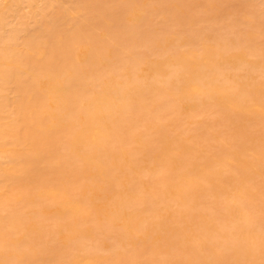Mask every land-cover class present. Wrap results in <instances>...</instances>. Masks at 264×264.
Segmentation results:
<instances>
[{"label": "rangeland", "instance_id": "1", "mask_svg": "<svg viewBox=\"0 0 264 264\" xmlns=\"http://www.w3.org/2000/svg\"><path fill=\"white\" fill-rule=\"evenodd\" d=\"M2 1L5 2L3 3ZM2 1L1 3H3L2 5L4 6L2 7L1 5V14L7 12V15L12 17L11 14L14 13V16L15 12L18 13V16L17 14L15 15L16 18L14 16L13 21L11 20L13 19L11 17L10 20L8 19V24L10 26L7 25V28H4V34L6 35L8 33L14 37L16 32L15 36L18 37H14V40L17 41H14L12 39L13 37L11 38V40L14 41H10L12 44L10 43L9 45V43H7V46H4L6 44H2V46H0V50L3 48L6 49L7 47L6 50L13 52L17 56L16 61V58H12L14 55L11 56V59H14V61L7 57L2 58V60L0 57V70L4 68L2 71H5L7 69L11 70V68H15V72H17L18 69V72L20 71V73H18V75H20L19 78L21 77V79H24L17 80L21 82V85H19L20 83L18 84L20 88L16 86L17 84H13L14 86L11 87H14L13 89L17 91L19 89L21 94L24 92L27 93L26 96H24V99H22V102L20 101L22 103L21 104L18 99L14 98L16 95H18L20 98L21 94L18 92L15 94L14 90L10 89L11 87H6L8 91L4 92L5 94H3L4 98L6 97L8 100V106L5 107L3 112L4 114L0 113L3 118L1 120L0 116L1 124H3L1 129L4 132L7 130L5 133H8V136L4 139L6 140L12 138L14 135L13 133H15L13 130L17 128L24 131V134L26 133L27 138L31 136L37 138L39 137L38 135L42 136L46 131L44 136H48L49 134L50 139L52 137H57L56 139H58L57 134H59V140L61 142L59 140L58 142L62 147L59 146V149L56 152L53 150V146L57 147V142L55 143V141H52L55 144L52 146L53 148L51 147L50 150L48 149V152L50 151V153L46 154L42 152L45 151L44 149H41L40 152V147L43 148V145L46 142L43 143V139H35L39 144L40 142L43 143L42 146L41 144L36 145L37 149L35 150L39 151L37 153H44V155H48L50 157H52L51 154H58L59 157L54 159L55 161L52 159V163L57 161L59 165V171H55V169H58V167H53L54 172L56 173L51 171V175L42 174L43 176H39V184H37L35 180L37 186L34 181L22 183L25 186H21V183L20 185H17V183L15 185V182L11 184L12 179L11 177H8L10 176V167L13 165L9 164L11 163L9 160L11 158L10 156L12 154L15 155L13 152L18 148L23 150V147L21 144L20 146L9 145L11 144V139V141L7 140L8 143H6L7 141L5 142V140H0L4 142L1 143V145L4 144L3 147L0 145V153H2V151L3 153H6L0 154V161H2V164L0 162V240H4L5 243H0V264H62L63 261L64 264L66 262V264H71L72 262L74 264H95L96 262V264H188V262L190 263V260L191 264H193L195 260L197 262L194 264H198V260L200 258V262H202V260H208L210 256L212 257L214 264H219L216 262L217 258H219V262L221 264L223 263L220 261L221 259H223L222 261L225 262L223 264H232L235 259H238L237 255H240L238 259L240 263L239 261L237 263V260H235L234 264H264V0H38V2L36 0L35 3L34 0H30V7L29 3H27L28 0H25L21 3V5H18L19 8L22 6L20 10L17 9L18 7L16 8V10L19 12L16 10H10L11 8H14L12 7L11 0H9L10 2L7 0ZM24 2L27 4V7L25 6L26 4H24ZM36 3H39L38 6ZM6 6H9L10 9L8 7L6 8ZM3 8L4 10L2 11ZM10 11L11 13H9ZM60 11L61 13L63 12V14H67L70 18L68 16L67 18L66 16H62L63 14H61ZM65 11H68L69 13H65ZM56 15L60 16L56 17ZM61 16L63 19L64 17L65 19H69L66 21V23L64 19L62 25L61 21L63 20H61ZM58 17L59 19H57ZM55 19H57V23L55 22ZM10 21L12 23H10ZM98 21L100 23H98ZM24 22L26 24H24ZM80 22L81 24L83 23V28ZM73 23H78L81 27L78 26V30L75 31V27L78 24L72 26L74 25ZM12 28L14 34L11 30ZM7 30L11 33L7 32ZM76 32L77 36L75 37L74 35H76ZM63 33H68L71 35L72 33H75L72 35L74 36L72 38H76V40L78 39L79 35V42L72 38V42H70V39H68L70 38L68 37L69 35L64 37L65 34ZM42 35L45 37L44 40ZM98 35H101V37ZM36 37L38 41L36 45L39 46L38 49H40V46H43L45 49L42 50L41 48L35 54L34 52L38 50L36 48L37 46H34L36 43ZM48 37L50 40H48ZM59 39L61 43L59 42ZM97 39H99V42H97ZM169 39L171 40L170 42ZM31 40L34 42V44L32 43V46L31 44L29 45ZM58 42L59 44H57ZM63 43L65 45H63ZM169 43L171 46L168 45ZM55 44L57 47H54ZM213 44L215 47L218 46L216 49L218 51L220 50L219 55H216L217 50L213 53L214 55L210 53L211 57L207 56V54L205 55L204 52L208 53L209 51L207 48ZM52 46L53 48L51 49ZM180 46L182 47L179 48ZM166 48L170 49L169 51H171V53H174H169V51H167L168 49ZM54 49L56 50L55 52L52 51ZM178 50L180 53L177 52L176 54L175 52ZM41 51L43 53H41ZM79 51L81 53H79ZM62 53L66 56V58L62 55ZM67 53L68 56L70 55L72 57L69 58L66 55ZM192 53L193 57L195 55L194 58H197L196 60L193 59L192 61ZM173 54L175 56L178 54L180 55L177 56L178 58H175L174 56L173 61ZM212 56L217 57L212 58ZM18 57H21V62L18 60ZM26 57L31 58L29 59L31 63L26 61ZM62 57L64 58L62 59ZM76 57L79 59L77 60ZM168 57L170 58L168 59ZM186 57L188 59L190 58L191 60L186 62L187 60H184ZM218 58H220V60ZM67 59H72V63L71 61L67 63ZM146 61L148 64H146ZM150 61L156 63L153 64ZM183 61L186 62V65L190 62L191 63L186 66L184 64L185 62ZM177 63L180 64L179 67ZM156 64L158 65L155 66ZM196 64L200 67V69ZM151 66H155V70H153ZM48 67H51L50 69L53 71L50 72L54 73L55 70H61L60 72L62 73L59 71L56 72L57 74L63 75L61 76L63 78L65 75H72L67 78L68 80L65 81H63L62 78V83L59 81L61 79L59 78L60 75H58V82H54L49 86L51 90L50 92H54L53 94H50L51 98L54 97L52 98L53 101L54 99L57 101V99L59 100V98L63 97L69 100L68 103L70 101L73 103L72 104L70 102L69 108L71 109L69 110L71 111L67 109L68 113L71 112V115H69L70 113L68 114L66 112V115L68 116H65L66 119L63 120L64 123L62 122L63 124H58L60 127L57 126L56 129L53 127L55 131H50L51 126H53L50 124L54 122L51 118L46 116L43 117L42 121H40V124L37 121L35 115L38 113L37 110L39 107L34 100V96H32L34 93V90L32 89L34 77H36L37 72H44V70L46 71V69H49ZM146 67L150 69H146ZM186 67L188 68L186 69ZM70 68H72V70ZM174 69H177V72ZM70 70L74 73H72ZM85 70L88 71L86 72ZM169 70L171 71L172 77L170 72H168ZM167 72L168 79L166 75H164V73ZM178 72L180 73L177 74ZM28 73L30 74L28 75ZM69 73L70 75H68ZM157 73H160V78L158 77ZM189 74H191V76ZM213 74L214 76H212ZM71 77L73 81L70 79ZM169 77L172 81L169 79ZM190 77H193L194 81L192 80L193 78L190 79ZM202 77L205 80L204 82ZM102 78H105L106 80L104 79L102 82ZM69 79L71 81H69ZM154 79L160 80H155L157 83L155 84ZM251 79L253 81H251ZM66 81L69 82L72 88L67 86L68 91L64 92L66 89L64 85H67L68 83L63 84V82L66 83ZM106 81L107 85L104 83ZM108 81L113 82L114 85L110 86V82L108 83ZM115 81L117 84L114 83ZM118 81H120V83L117 87ZM152 81L154 82V85ZM163 82L167 85H165ZM121 83H123V85H121L122 88L120 87ZM171 84L174 85V87ZM139 85L145 86L143 89L146 88V90H143V94L142 91H140L141 94H139L138 90L142 88V86L139 88ZM155 85L156 87L154 88ZM248 85L249 88H246ZM135 86L139 88L137 89L138 93L135 90ZM151 86L153 87L154 91ZM164 87H166L167 90ZM251 88L254 89L252 90ZM113 89H115V91H119L118 93L122 91L124 93L122 96L121 94L119 96V94H116ZM61 91L64 93L68 92L66 94L67 97H64V93L61 94ZM96 91H99V93L103 94L104 96H100V94ZM204 91L207 93L205 94ZM50 92H48V94ZM195 93L197 94L195 95ZM208 93L209 95H207ZM221 93L224 96L221 95ZM133 94L135 95L133 96ZM10 95L13 97L11 98ZM23 95L24 94H22V96ZM126 95H131V98L133 99H130V97H124ZM28 96H30V98L34 101L33 103L31 99H27L29 98ZM186 96L189 97L187 98ZM193 96L194 98H192ZM93 97L97 99L95 106L93 102L95 99H93ZM88 98H92L93 103L89 101ZM192 99L195 100L194 102H196L197 105L192 101ZM216 99L218 100L216 101ZM78 100L80 105L82 103L81 106L77 105ZM81 100H84V102H81ZM121 100L124 101V103H122L124 106L128 105L129 103V106H127L129 109L126 110V107L124 108V106L121 105ZM253 100L256 101L254 102ZM185 101H189V103L187 104ZM24 102L27 105L25 107H23L25 104ZM90 102L93 104V106H90L97 108L98 110L95 111V109L92 110V108L88 107ZM199 102L202 103V105ZM257 102H259V104ZM16 103L17 105L21 104V107H19L20 111L18 110V107L16 108ZM84 103H86V105L88 104V106L84 107ZM105 103L108 104L106 105ZM75 105L79 108H77ZM108 106H115L117 109H111L112 111L110 112ZM83 107L85 109H83ZM21 108L24 109L22 110ZM107 108L108 111H105ZM72 109L74 111H76L75 109L78 110L74 112ZM5 110H7V112ZM80 110H83V112L85 111L87 113L82 112L80 115ZM119 111L121 115L118 113ZM8 112H10L11 115ZM20 112L23 113V115H18ZM96 112L98 113L97 115ZM111 113H118L117 115L114 114L118 117L117 120L115 119L116 116L112 117V120L115 119V122H111L109 126L111 127L110 132L113 127L117 128L118 131H112L111 135L109 134L111 137H108L105 134L108 139L105 135H103V140L105 142H101L100 139L102 138L100 133H102L101 128L104 126V118L110 116ZM87 114L88 116H86ZM91 114L95 115L92 116L94 117L95 121H93ZM79 115H84L83 117L88 120V126L85 123L87 127L85 125H82L83 127L81 126ZM33 116H35L34 119ZM67 118H69V121ZM30 120H33V122ZM97 120H99V123ZM34 121L36 125H41V129L40 126L37 125L39 127L38 128L34 124ZM88 122L90 124L92 123V127L89 126L90 124ZM7 125L9 126L6 129ZM25 125H27V129H25ZM61 125H63V127ZM84 126L85 128L90 127L91 129L88 130L90 134L85 135L86 137L89 136L86 138L88 141L85 139V144L83 141H80L83 146H77H94L95 143L100 141L101 143H104L105 150L108 152V154H106L108 155L106 156L107 158H101L103 160H98V162L96 160L99 158L97 157V153H93L96 156L93 158L94 156L92 157L89 152V155L86 157V162H90V164L93 163L94 165L96 163V165H98L100 162H102L99 164V167L97 166L99 169L95 166L93 167L92 164V166H90V164L88 165L89 171L92 174L90 172L88 173L87 169H85L87 171L84 170V167L88 168L87 163L85 162V164L84 160H82V157L85 156L86 153L81 157V154L84 151L86 152V147L82 149L78 147L77 149L76 146H73L72 141L69 140L71 139L69 136L71 132H82ZM75 127H79V130H75ZM32 128L34 129L32 130ZM28 129L31 130V132L27 131ZM117 129L113 130L116 131ZM125 129L127 130L125 131ZM63 134H67L70 138L65 136V139ZM60 136L62 140L66 141V143L65 141L62 143ZM83 136L84 135L82 134V137ZM90 139L93 142L90 141ZM68 141L71 143H68ZM172 142L174 143L173 145ZM5 143L8 145L5 146ZM71 146L74 148L72 149ZM15 147L18 148L16 149ZM44 148L46 149L47 147L45 146ZM66 148H71L69 150L74 151L70 152L69 150H66ZM77 151H79V154L81 152L82 153L78 155L76 154ZM5 155H9V159L8 157H5ZM117 155L120 156L118 157ZM54 156L52 158H55ZM50 157L48 158L49 162ZM3 160L5 162H3ZM59 160H61V162ZM77 160L80 161L78 162ZM71 161L73 162L70 163ZM103 164H105V166ZM111 164H118V167L117 165L115 166ZM119 164L121 165L119 166ZM113 166L117 168L114 169ZM62 169L64 171H62ZM84 175L86 177H84ZM5 176H7V178ZM107 177L110 179H107ZM30 183L31 185L29 186ZM93 191L95 193L97 192V194L100 193L97 198ZM124 191L126 196H124ZM60 192L62 193L61 195ZM63 193L65 196H62ZM173 193L176 196H174ZM27 194H29L32 199H30L31 197L29 198ZM83 194L85 196H83ZM25 195H27L29 200L23 198ZM119 195L122 198H119ZM90 198H92V201H90ZM55 201L57 203L59 201V203L57 204ZM116 201L119 202H117L119 206ZM52 202H55V204L52 205ZM122 203H124V205H122ZM50 204L52 205L51 209L53 210H50ZM56 204L61 208H58ZM120 204L122 206H120ZM111 205H114V207L117 206L118 209L115 207L117 211L115 208H112L113 206ZM55 206L57 209H54ZM96 207L98 210H95L97 209ZM45 210L47 211L45 212ZM118 210H120L119 212L121 214L118 212ZM121 211H123V213ZM205 218H207L206 220L208 221L211 220V223L214 222L213 225H215V227L210 223L208 226H213H211L209 229L217 228L215 230L217 233L214 231L215 233L212 235L214 229L212 230V233L211 230L207 232L205 231L209 230L207 229V225V228L205 229V224L208 222L202 220ZM148 219L149 221L146 223ZM202 223H204L203 228L201 227ZM191 226L193 228H191ZM218 226H220L221 229ZM198 227H201L202 229L200 230ZM183 228H186V230ZM197 228L199 231L196 230ZM151 229L155 231H152ZM193 229L196 230L198 234ZM203 229L205 230L202 231ZM73 230H75L77 233L75 231L73 232ZM133 230L136 231V233ZM180 230L182 232L184 230V232L182 233ZM192 230L197 235H193L194 232ZM190 231L191 233H188ZM3 232L7 235V238L5 237L7 242L2 236L5 235ZM8 232L10 234H8ZM145 232L147 234H145ZM178 232L184 236L180 235ZM89 233L91 235H89ZM231 233L233 234L232 236ZM72 234L73 236L70 237ZM143 234V238L146 236L144 240L141 237ZM201 234L203 236H201ZM237 234L239 236H237ZM77 235L78 238H76ZM157 235L160 238L159 241ZM198 236L201 238L204 237L202 238L204 240L202 241V239L198 238ZM73 237H75L77 240L74 241L75 238ZM123 237H125V240H123ZM154 237L155 239L153 240ZM161 237L166 238L162 239ZM196 237L198 239H196ZM140 238L142 240H140ZM99 240L100 242H98ZM143 241L146 242L143 243ZM77 247L80 248L81 252ZM114 250L116 252H113ZM251 250L252 253H250ZM189 251L196 257L191 256ZM18 252H21L20 255L22 253L23 254L20 256ZM201 252L202 254H200L199 258L198 255ZM259 253H261V255ZM212 254L216 255L214 257L217 258H214ZM204 255H207L206 257L208 258H204ZM258 255L260 258H258ZM94 256L98 258V261H93L96 259H93ZM231 256L234 257V260L231 258ZM192 259L194 260L193 263ZM180 260L183 261L181 262ZM227 260H230V263H228ZM212 261L209 259L208 262H204L207 264H213Z\"/></svg>", "mask_w": 264, "mask_h": 264}, {"label": "bare ground", "instance_id": "2", "mask_svg": "<svg viewBox=\"0 0 264 264\" xmlns=\"http://www.w3.org/2000/svg\"><path fill=\"white\" fill-rule=\"evenodd\" d=\"M1 1H2V0H0V10H1V5L5 2V1H4V2L2 1L3 3H1ZM7 1H9V0H7ZM11 1H12V7H14V8H13V9H12V8L10 9V7H9V6L11 5L10 3H9L10 5H9V6H6V8L8 7L11 11H13V10L15 11L17 7H18L17 9H19V10H20V8H22V6H20V8H19L18 5H19V4L21 5V3H22L23 1H25V0H11ZM9 2H10V1H9ZM31 2H32V1H31ZM35 2H36V0H34V3H35ZM37 2H38V0H37ZM111 2H112V1H111ZM27 3H29V7H30V6H31V5H30V0H28ZM24 4H26V3L24 2ZM31 4H32V3H31ZM36 4H37V3H36ZM38 4H39V3H38ZM38 4H37V6H38ZM85 4H86V2H85ZM85 4H84V5H85ZM87 4H88V3H87ZM13 5H15V6H13ZM32 5H34V4H32ZM52 5H53V4H52ZM52 5H51V6H52ZM174 5H175V4H174ZM3 6H4V5H2V7H3ZM25 6L27 7V4H26ZM172 6H173V5H172ZM175 6H176V5H175ZM23 7H24V6H23ZM86 7H87V6H86ZM176 7H177V6H176ZM31 8H32V7H31ZM82 9H83V8H82ZM130 9H132V8H130ZM3 10H4V8L2 9V11H3ZM60 10H61V9H60ZM107 10H108V9H107ZM128 10H129V9H128ZM8 11H9V10H8ZM11 11H10L9 13H11ZM16 11H18V10H16ZM30 11H31V9H30ZM68 11H69V10H68ZM68 11H65V13L68 12ZM129 11H130V10H129ZM4 12H6V11H4ZM4 12H3V13H4ZM18 12H19V11H18ZM24 12H25V11H24ZM70 12H71V10H70ZM72 12H73V11H72ZM77 12H78V10H77ZM105 12H106V11H105ZM130 12H131V11H130ZM34 13H35V12H34ZM60 13H61V11H60ZM68 13H69V12H68ZM74 13H75V12H74ZM86 13H87V12H86ZM112 13H113V12H112ZM13 14H14V13H13ZM13 14H11V15H12V17H11V16H8V15H7V12L4 13V14H1V13H0V46H2V44H3V45L6 44V45H4V46H7V43H9V45H10V43H11L16 37H18V36H15V35H16V32H15V35H14L15 38H14L13 36L9 35L7 32H9V33H11V32L8 31V30H7V32H6L7 34H6V35L4 34V28H5L7 25L10 26V25L8 24V22H9L8 19L10 20V17H11V18H13V19H11V20L13 21V20H14V16H15L16 14H17V16H18V13H16V12H15V15H14V16H13ZM58 14H59V13H58ZM61 14H63V12H62ZM71 14H72V13H71ZM73 15H74V14H73ZM97 15H98V14H97ZM113 15H114V14H113ZM25 16H28V15H25ZM54 16H55V15H54ZM57 16H60V15H56V17H57ZM62 16H66V18H67L68 15H67V14H63ZM62 16H61V17H62ZM87 16H88V15H87ZM101 16H102V15H101ZM133 16H135V15H133ZM21 17H22V16H21ZM68 17H69V16H68ZM74 17H75V16H74ZM74 17H72V18H74ZM88 17H89V16H88ZM128 17H129V16H128ZM142 17H143V16H142ZM15 18H16V16H15ZM31 18H32V17H31ZM69 18H70V17H69ZM107 18H108V17H107ZM57 19H59V17H58ZM57 19H55L56 21H55V20H53V21H55V22L57 23ZM64 19H65V17H64ZM64 19H63V17L61 18V20H63V21L60 20V21H61V25H62V23L64 22ZM88 19H89V18H88ZM92 19H93V18H92ZM103 19H104V18H103ZM26 20H27V19H26ZM67 20H69V19H65V23H66ZM94 20H95V19H94ZM124 20H125V19H124ZM18 21H19V20H18ZM76 21H77V20H76ZM76 21H75V22H76ZM108 21H109V20H108ZM82 22H83V21H82ZM87 22H88V21H87ZM127 22H128V21H127ZM10 23H12V22L10 21ZM13 23H14V22H13ZM15 23H16V22H15ZM53 23H54V22H53ZM68 23H69V22H68ZM83 23H84V22H83ZM83 23H82V24H83ZM98 23H100V22L98 21ZM182 23H183V21H182ZM24 24H26V23L24 22ZM73 24H74V23H73ZM76 24H78V23H76ZM76 24H74V25H72V26H75ZM80 24H81V22H80ZM82 24H81V26H82ZM84 24H85V23H84ZM96 24H97V23H96ZM105 24H106V23H105ZM130 24H131V23H130ZM135 24H136V23H135ZM185 24H186V23H185ZM188 24H189V23H188ZM92 25H93V24H92ZM137 25H138V24H137ZM14 26H15V25H14ZM51 26H52V25H51ZM66 26H67V25H66ZM78 26H79V24L75 27L76 30H75V28H74L75 31L78 30ZM81 26H79V27H81ZM85 26H87V25H85ZM85 26H84V27H85ZM90 26H91V25H90ZM26 27H27V26H26ZM26 27H25V30H26ZM191 27H192V26H191ZM191 27H190V28H191ZM6 28H7V27H6ZM6 28H5V29H6ZM69 28H70V27H69ZM82 28H83V26H82ZM95 28H96V27H95ZM50 29H51V28H50ZM64 29H66V28H64ZM186 29H187V28H186ZM9 30H10V28H9ZM11 30H12V32H13V28H12ZM53 30H54V29H53ZM74 30H72V31H74ZM182 30H183V29H182ZM17 31H18V30H17ZM56 31H57V30H56ZM61 31H62V30H61ZM79 31H80V30H79ZM79 31H78V32H79ZM93 31H94V30H93ZM96 31H97V30H96ZM133 31H134V30H133ZM106 32H107V31H106ZM122 32H123V31H122ZM20 33H21V32H20ZM24 33H25V32H24ZM48 33H50V32H48ZM184 33H185V32H184ZM13 34H14V32H13ZM63 34H65V36L63 35L64 37H66L67 35H69L68 37H70V38H68V37H67V38L70 39V42H72V41H71V38H72V37H74V36L76 37V36H77V32H76V35H74L75 33H74V34L72 33V35H74V36H72L71 34H68V33H63ZM82 34H83V33H82ZM91 34H92V33H91ZM107 34H108V33H107ZM143 34H144V33H143ZM7 35H8V36H7ZM17 35H18V33H17ZM43 35H46V34H43ZM43 35H42V37H43V40H44L45 37H44ZM51 35H52V34H51ZM70 35H71V36H70ZM9 36H11V37H9ZM92 36H93V35H92ZM98 36H99V35H98ZM171 36H172V35H171ZM12 37H13V38H12ZM81 37H82V35H81ZM99 37H101V35H100ZM181 37H182V36H181ZM11 38H12L13 40H11ZM86 38H87V37H86ZM159 38H160V37H159ZM169 38H170V37H169ZM178 38H179V37H178ZM209 38H210V37H209ZM29 39H30V38H29ZM39 39H40V38H39ZM72 39H75V40H76V38H72ZM78 39H79V35H78ZM78 39H77L76 41H78ZM82 39H83V38H82ZM161 39H162V38H161ZM27 40H28V39H27ZM33 40H34V39H33ZM33 40L30 41L29 45L31 44V46H32V45L34 44ZM46 40H47V38H46ZM46 40H45V41H46ZM48 40H50L49 37H48ZM64 40H65V38H64ZM64 40H63V41H64ZM88 40H89V39H88ZM95 40H96V39H95ZM97 40H98L97 42H99V39H97ZM100 40H101V39H100ZM10 41H11V42H10ZM14 41H17V40H14ZM14 41H13V42H14ZM40 41H41V40H40ZM73 41H74V40H73ZM86 41H87V40H86ZM164 41H165V40H164ZM170 41H171V40L169 39V42H170ZM35 42H36V43H35L34 46H37V45H36V44L38 43V41H37V37L35 38ZM43 42H44V41H43ZM46 42H47V41H46ZM46 42H45V45H46ZM59 42L61 43L60 39H59ZM59 42H58L57 44H59ZM78 42H79V41H78ZM84 42H85V41H84ZM84 42H83V43H84ZM165 42H166V41H165ZM173 42H174V41H173ZM175 42H177V41H175ZM16 43H17V42H16ZM22 43H23V42H22ZM26 43H27V42H26ZM32 43H33V44H32ZM55 43H56V41H55ZM85 43H86V42H85ZM100 43H101V42H100ZM163 43H164V42H163ZM212 43H213V42H212ZM217 43H218V42H217ZM11 44H12V43H11ZM65 44H66V42H65ZM65 44L63 43V45H65ZM88 44H89V43H88ZM92 44H93V43H92ZM180 44H181V43H180ZM190 44H191V43H190ZM215 44H216V43H215ZM15 45H17V44H15ZM134 45H135V43H134ZM153 45H154V44H153ZM168 45H170V43H169ZM172 45H173V44H172ZM182 45H183V44H182ZM55 46H56V44L54 45V47H55ZM60 46H61V45H60ZM69 46H71V45H69ZM74 46H75V44H74ZM131 46H132V45H131ZM170 46H171V45H170ZM216 46H217V45H216ZM223 46H225V45H223ZM223 46H222V47H223ZM38 47H39V46H37L36 48L38 49ZM48 47H49V46H48ZM56 47H57V46H56ZM58 47H59V46H58ZM181 47H182V46H180L179 48H181ZM187 47H188V46H187ZM217 47H218V46H217ZM217 47H215V45L213 44V45H211V46H209V47L207 48V50L209 51L208 53H205V52H204L205 50H204L203 52H204L205 55L207 54V56H210V57H211V54H213V53L217 50V49H216ZM18 48H19V47H18ZM31 48H33V47H31ZM41 48H42V50L45 49V48H43V46H42V47L40 46V49H41ZM49 48H50V47H49ZM52 48H53V46L51 47V49H52ZM61 48H62V47H61ZM61 48H60V49H61ZM68 48H69V47H68ZM79 48H80V47H79ZM168 48H169V47H168ZM168 48H166V49H168ZM188 48H189V47H188ZM201 48H202V46H201ZM4 49H5V48H3V49L0 50V57H1V59H2V58H6V57L9 58V59H11V56H12V55H14V56H12V58L14 57V59L17 57L13 52H11V51L9 52V50H6L7 47H6L5 50H4ZM40 49L36 50L34 53L36 54L37 51H39ZM55 49H56V48H55ZM55 49L52 50V51L55 52V51L57 50V49H56V50H55ZM72 49L74 50L73 47H72ZM72 49H71V50H72ZM75 49H76V48H75ZM80 49H81V48H80ZM101 49H102V48H101ZM103 49H104V48H103ZM105 49H106V48H105ZM132 49H133V48H132ZM226 49H227V48H226ZM3 50H4V51H3ZM11 50H12V49H11ZM13 50H14V49H13ZM34 50H35V48H34ZM34 50H33V51H34ZM67 50H70V49H67ZM169 50H170V49H168L167 51H169ZM194 50H195V48H194ZM6 51H7V52H6ZM15 51H16V50H15ZM15 51H14V52H15ZM77 51H78V50H77ZM83 51H84V50H83ZM131 51H132V50H131ZM174 51H175V50H174ZM225 51H227V50H225ZM8 52H9V53H8ZM21 52H22V51H21ZM24 52H25V51H24ZM28 52H29V51H28ZM50 52H51V51H50ZM50 52H48V53H50ZM62 52H64V51H62ZM68 52H69V51H68ZM85 52H87V51H85ZM93 52H95V51H93ZM177 52L180 53L179 50L176 51L175 53L177 54ZM219 52H220V50H219V51L217 50V52H216V55H217V56L219 55ZM222 52H223V51H222ZM26 53H27V52H26ZM41 53H43V52L41 51ZM69 53H70V52H69ZM79 53H81V52L79 51ZM87 53H88V52H87ZM127 53H129V52H127ZM130 53H131V52H130ZM169 53H171V51H169ZM172 53H174V52H172ZM172 53H171V54H172ZM181 53H182V52H181ZM189 53H190V52H189ZM210 53H211V54H210ZM9 54H10V57H9ZM28 54H29V53H28ZM39 54H40V52H39ZM70 54H71V53H70ZM90 54H92V53H90ZM93 54H94V53H93ZM133 54H134V53H133ZM133 54H132V56H133ZM162 54H163V52H162ZM186 54H187V53H186ZM202 54H203V53H202ZM208 54H209V55H208ZM29 55H31V54H29ZM29 55H28V56H29ZM32 55H33V54H32ZM62 55H63V53H62ZM66 55L68 56V53H67ZM72 55H73V53H72ZM84 55H85V54H84ZM84 55H83V56H84ZM130 55H131V54H130ZM168 55H169V54H168ZM179 55H180V54H178L177 56H179ZM213 55H214V54H213ZM35 56H36V55H35ZM51 56H53V55H51ZM63 56L66 58L65 55H63ZM134 56H135V55H134ZM170 56H172V55H170ZM174 56H175V55L173 54V56H172V60H173V61H174V59H173ZM177 56H175V58H176ZM190 56H191V55H190ZM198 56H199V55H198ZM198 56H196V57H198ZM207 56H206V57H207ZM217 56H216V57H217ZM221 56H222V55H221ZM64 57H62V59H63ZM68 57L71 58L72 56L69 55ZM163 57H164V56H163ZM165 57H166V56H165ZM192 57H193V53H192ZM194 57H195V55H194ZM194 57L191 58L192 61H193V59H195V60L197 59V58H194ZM210 57H209V58H210ZM216 57H215V56H214V57L212 56V58H216ZM219 57H220V56H219ZM223 57H224V56H223ZM20 58H21V57H20ZM20 58L18 57V60H20ZM26 58H27V57H26ZM37 58H38V57H37ZM53 58H54V57H53ZM76 58H77V57H76ZM169 58H170V57H168V59H169ZM177 58H178V57H177ZM179 58H180V57H179ZM14 59H11V60L14 61ZM29 59H31V58H27L26 61H27V62L29 61V63H31V61H30ZM78 59H79V58H77V60H78ZM163 59H164V58H163ZM183 59H184V58H183ZM191 59H190V58L188 59V58L186 57V59H184V60H185V61L187 60L186 62H189L188 60H191ZM199 59H200V58H199ZM210 59H211V58H210ZM218 59L220 60V58H218ZM221 59H222V58H221ZM231 59H232V58H231ZM235 59H236V58H235ZM2 60H3V59H2ZM16 60H17V58L15 59V61H16ZM59 60H60V59H59ZM67 60H68V59H67ZM71 60H72V59L68 60L67 63H68L69 61H71ZM73 60H74V59H73ZM131 60H132V59H131ZM177 60H178V59H177ZM177 60H175V61H177ZM213 60H214V59H213ZM213 60H212V62H213ZM236 60H237V59H236ZM259 60H260V59H259ZM261 60H262V59H261ZM52 61H53V59H52ZM62 61H63V60H62ZM62 61H61V62H62ZM185 61H183V62H185ZM210 61H211V60H210ZM231 61H232V60H231ZM248 61H249V60H248ZM17 62H19V61H17ZM20 62H21V60H20ZM46 62H47V60H46ZM46 62H45V64H46ZM63 62H64V61H63ZM73 62H75V61H73ZM93 62H94V61H93ZM137 62H138V61H137ZM146 62H147V61H146ZM150 62H152V61H150ZM154 62H155V61H154ZM164 62H165V61H164ZM164 62H163V63H164ZM179 62H180V61H179ZM186 62L184 63L185 65H186ZM243 62H244V61H243ZM263 62H264V61H263ZM71 63H72V61H71ZM152 63H153V62H152ZM155 63H156V62H155ZM155 63H153V64H155ZM181 63H182V62H181ZM190 63H191V62H190ZM190 63H188L186 66H188ZM192 63H193V62H192ZM197 63H198V62H197ZM199 63H200V62H199ZM225 63H226V60H225ZM261 63H262V62H261ZM21 64H22V63H21ZM42 64H43V63H42ZM73 64H74V63H73ZM76 64H77V63H76ZM88 64H89V63H88ZM108 64H109V63H108ZM146 64H148V62H147ZM149 64H151V63H149ZM182 64H183V63H182ZM247 64H248V63H247ZM2 65H4V64H2ZM25 65H26V64H25ZM113 65H114V64H113ZM136 65H137V64H136ZM144 65H145V64H144ZM144 65H143V66H144ZM151 65H152V64H151ZM157 65H158V64H156L155 66H157ZM159 65H160V64H159ZM163 65H164V64H163ZM168 65H170V64H168ZM177 65H178V67H179L180 64L177 63ZM196 65H197V64H196ZM215 65H216V64H215ZM215 65H214V66H215ZM49 66H50V65H49ZM51 66H52V65H51ZM67 66H68V65H67ZM70 66H72V65H70ZM134 66H135V65H134ZM143 66H142V68H143ZM147 66H149V65H147ZM155 66H153V67L151 66V67L153 68V70H155V69H154ZM171 66H172V65H171ZM171 66H170V67H171ZM197 66H198V65H197ZM201 66H202V65H201ZM207 66H208V65H207ZM217 66H218V65H217ZM225 66H226V65H225ZM248 66H249V65H248ZM258 66H259V65H258ZM12 67H13V66H12ZM21 67H22V66H21ZM32 67H33V65H32ZM43 67H44V66H43ZM57 67H58V66H57ZM80 67H81V66H80ZM88 67H89V66H88ZM94 67H95V66H94ZM162 67H163V66H162ZM170 67H169V68H170ZM215 67H216V66H215ZM215 67H214V68H215ZM251 67H252V66H251ZM256 67H257V66H256ZM256 67H255V68H256ZM6 68H7V67H6ZM6 68H5V69H6ZM39 68H40V67H39ZM48 68H49V69H46V68H45L46 71L44 70V72H41V71H40L39 73L37 72V75H36V77H34L33 82L31 81V82H32V89L34 90V93H33L34 95L32 94V96H34V100H35V102L38 104L37 106L39 107V109L37 110L38 113L35 115L36 118H37V121L39 122V124L41 123L40 121H42L43 117L46 116V117H48V118H51V119L54 121V122L52 121L53 123H51V124L49 123L50 125H53V126H51V128L54 127V128L56 129L57 126H58V124H63V123H64L63 120L66 119L65 116H68V115H66V114L68 113L67 109H68V110L71 109V108H69V106H70V102L72 103V101H70V102L68 103L69 100H67L66 98H63V97H62L63 99H62V98H59V100L57 99V101L54 99V101H55V102H54L53 99H52V98H54V97H52V98L50 97V94H53V93H54L53 91H52V93L50 92V91H51L50 88H49L50 84H53L54 82H58V79H59V78L61 79V80H59V81L62 83V78H63V77H61V76H63V75H61V74H57V72H58L59 70H55V73H54V72H50V71H53V70L50 69L51 67H48ZM54 68H55V67H54ZM75 68H76V67H75ZM147 68H148V67H146V69H147ZM184 68H185V67H184ZM187 68H188V67H186V69H187ZM194 68H195V67H194ZM198 68L200 69L199 66H198ZM260 68H261V67H260ZM262 68H263V67H262ZM14 69H15V68H13V69L11 68V70H10V69H9V70L7 69V70H5V71H2V70H4V68H3V69L0 70V113H1V114L4 112L5 107L8 106V105H7V104H8V103H7L8 100L6 99V97L4 98V94H5L4 92L8 91V89H7L8 87L10 88L11 86H14L13 84H15V85L17 84L16 86H17L18 88H20V87L18 86V84L20 83L19 85H21V82H19V81H17V80H23V79H24V78L21 79V77L19 78L20 75H18V73H20V71L18 72V69H17V72H15L16 70H14ZM20 69H21V68H20ZM37 69H38V68H37ZM37 69H36V70H37ZM52 69H53V68H52ZM66 69H67V68H66ZM68 69H69V68H68ZM70 69L72 70V68H70ZM90 69H91V68H90ZM98 69H100V68H98ZM148 69H150V68H148ZM186 69H185V70H186ZM217 69H219V68H217ZM22 70H23V69H22ZM42 70H43V69H42ZM64 70H65V69H64ZM71 70H70V71H71ZM73 70H74V68H73ZM83 70H84V69H83ZM92 70H93V69H92ZM116 70H117V69H116ZM142 70H143V69H142ZM142 70H141V71H142ZM170 70H171V68H170ZM170 70H169L168 72H170V75H171V71H170ZM174 70H176V72H177V69H174ZM180 70H182V69H180ZM191 70H192V68H191ZM191 70H190V71H191ZM196 70H198V69H196ZM249 70H250V69H249ZM251 70H252V69H251ZM56 71H57V72H56ZM60 71H61V70H60ZM60 71H59V72H60ZM65 71H67V70H65ZM70 71H68V72H70ZM77 71H78V70H77ZM85 71L87 72L88 70H85ZM98 71H99V70H98ZM158 71H159V70H158ZM183 71H184V69H183ZM190 71H189V72H190ZM209 71H210V70H209ZM230 71H231V70H230ZM253 71H254V68H253ZM71 72H72V71H71ZM75 72H76V71H75ZM137 72H138V71H137ZM168 72H167V73H164V75H166V77L168 76ZM196 72H197V71H196ZM198 72H199V71H198ZM201 72H202V71H201ZM256 72H257V71H256ZM21 73H22V72H21ZM23 73H24V72H23ZM25 73H26V72H25ZM60 73H62V72H60ZM72 73H74V72H72ZM81 73H82V72H81ZM88 73H89V72H88ZM91 73H92V72H91ZM123 73H124V72H123ZM140 73H141V72H140ZM153 73H154V72H153ZM179 73H180V72H178L177 74H179ZM191 73H192V72H191ZM230 73H231V72H230ZM253 73H255V72H253ZM29 74H30V73H28V75H29ZM33 74H34V73H33ZM79 74H80V73H79ZM138 74H139V73H138ZM157 74H158V73H157ZM159 74H160V73H159ZM159 74H158V77H159ZM174 74H176V73H174ZM185 74H186V73H185ZM58 75H60L59 78L57 77ZM68 75H70V73H69ZM95 75H96V74H95ZM153 75H154V74H153ZM162 75H163V74H162ZM189 75L191 76V74H189ZM216 75H217V74H216ZM256 75H257V74H256ZM261 75H262V74H261ZM21 76H22V75H21ZM30 76H31V75H30ZM70 76H72V75H70ZM70 76H66V75H65L64 78H63V81L68 80L67 78L70 77ZM97 76H98V75H97ZM102 76H103V75H102ZM145 76H146V74H145ZM192 76H193V75H192ZM212 76H214V74H213ZM226 76H227V75H226ZM226 76H225V77H226ZM247 76H248V74H247ZM65 77H66V79H65ZM110 77H111V76H110ZM124 77H125V76H124ZM158 77H157V78H158ZM163 77H164V76H163ZM166 77H164V78H166ZM171 77H172V75H171ZM199 77H201V76H199ZM203 77H204V76H203ZM203 77H202V78H203ZM205 77H206V76H205ZM208 77H209V76H208ZM210 77H211V76H210ZM215 77H217V76H215ZM235 77H236V76H235ZM26 78H27V77H26ZM26 78H25V79H26ZM73 78H74V77H73ZM111 78H112V77H111ZM141 78H142V77H141ZM159 78H160V77H159ZM161 78H162V77H161ZM175 78H176V77H175ZM191 78H193V77H190V79H191ZM195 78H196V76H195ZM263 78H264V77H263ZM28 79H29V78H28ZM70 79L73 81L72 77H71ZM70 79H69V81H71ZM102 79H103V78H102ZM104 79H105V78H104ZM104 79L101 80V81L103 82ZM107 79H108V78H107ZM109 79H110V78H109ZM120 79H121V78H120ZM120 79H119V80H120ZM122 79H124V78H122ZM151 79H152V78H151ZM151 79H150V80H151ZM167 79H168V77H167ZM169 79H170V77H169ZM184 79H185V78H184ZM216 79H217V78H216ZM219 79H220V77H219ZM238 79H239V78H238ZM56 80H57V81H56ZM105 80H106V79H105ZM112 80H113V79H112ZM112 80H111V81H112ZM115 80H116V79H115ZM134 80H135V79H134ZM155 80L158 81V80H160V79H154V82H155ZM162 80H163V79H162ZM170 80H171V79H170ZM192 80L194 81V78H193ZM195 80H196V79H195ZM221 80H222V79H221ZM244 80H245V79H244ZM26 81H27V80H26ZM111 81H108V83L110 82L109 85H110V86H111V85L113 86L114 84H113V82H111ZM113 81H114V80H113ZM171 81H172V80H171ZM178 81H180V80H178ZM185 81H186V80H185ZM204 81H205V80H204V78H203V82H204ZM245 81H246V80H245ZM251 81H253V80L251 79ZM17 82H18V83H17ZM154 82L152 81L153 85H154ZM164 82H165V81H164ZM164 82H163V83H164ZM167 82H168V81H167ZM191 82H192V81H191ZM206 82H207V81H206ZM211 82H212V81H211ZM213 82H214V80H213ZM213 82H212V83H213ZM234 82H235V81H234ZM67 83H68V84H67ZM70 83H72V82H70ZM104 83H106V85H107V81L104 82ZM114 83H116V81H115ZM119 83H120V81H118V85H117V87L119 86ZM123 83H124V81H123ZM123 83L120 84V87H121V88H122L121 85H123ZM139 83H140V82H139ZM139 83H138V84H139ZM145 83H146V82H145ZM147 83H148V81H147ZM158 83H159V82H158ZM169 83H170V82H169ZM169 83H168V84H169ZM173 83H175V82H173ZM176 83H177V82H176ZM187 83H188V82H187ZM194 83H195V82H194ZM197 83H198V81H197ZM242 83H243V82H242ZM242 83H241V84H242ZM245 83H246V82H245ZM11 84H12V85H11ZM55 84H57V83H55ZM59 84H60V83H59ZM63 84H67V85H64V86L66 87V89L64 90V92H65V91H68L67 86H70L69 82H67V81H66V83L63 82ZM116 84H117V83H116ZM142 84H143V83H142ZM155 84H157V83L155 82ZM159 84H160V83H159ZM164 84H165V83H164ZM200 84H201V83H200ZM202 84H204V83H202ZM207 84H208V83H207ZM235 84H236V83H235ZM260 84H261V83H260ZM8 85H9V86H8ZM57 85H58V84H57ZM102 85H103V84H102ZM102 85H101V86H102ZM124 85H125V84H124ZM129 85H130V84H129ZM151 85H152V84H151ZM160 85H161V84H160ZM165 85H167V84H165ZM171 85H172V84H171ZM176 85H177V84H176ZM185 85H186V83H185ZM185 85H184V86H185ZM196 85H197V84H196ZM204 85H205V84H204ZM214 85H215V83H214ZM214 85H213V86H214ZM243 85H244V84H243ZM253 85H254V84H253ZM253 85H252V86H253ZM16 86H15V88H16ZM115 86H116V85H115ZM115 86H114V87H115ZM141 86H142V88H141ZM141 86L139 85V88H141L140 90H138V91H139V94H141L140 91H142V94H143V90H144V89L146 90V88L143 89V87H145V86H143V85H141ZM161 86H162V85H161ZM172 86L174 87V85H172ZM179 86H180V85H179ZM182 86H183V85H182ZM186 86H187V85H186ZM188 86H189V84H188ZM197 86H198V85H197ZM235 86H236V85H235ZM240 86H241V85H240ZM250 86H251V84H250ZM6 87H7V88H6ZM70 87H71V86H70ZM107 87H108V86H107ZM135 87H136L135 90H136V92H137V89H139V88H138L137 86H135ZM135 87H134V88H135ZM151 87H152V86H151ZM155 87H156V85L154 86V88H155ZM157 87H158V86H157ZM209 87H210V86H209ZM231 87H232V86H231ZM237 87H238V86H237ZM13 88H14V87H13ZM13 88L11 87L10 89L12 90ZM71 88H72V87H71ZM71 88H70V89H71ZM74 88H75V87H74ZM108 88H109V87H108ZM112 88H113V87H112ZM123 88H124V86H123ZM125 88H127V87H125ZM159 88H160V86H159ZM164 88L166 89V87H164ZM175 88H176V86H175ZM210 88H211V87H210ZM246 88H249V85H248V87H246ZM255 88H257V87H255ZM75 89H77V88H75ZM127 89H128V88H127ZM152 89H153V87H152ZM161 89H162V88H161ZM199 89H200V88H199ZM202 89H203V88H202ZM251 89L253 90L254 88H251ZM257 89H258V88H257ZM259 89H260V88H259ZM11 90H10V91H11ZM13 90H14V93H15V94H17V92H18L19 94H21V91H20L19 89H18V91L15 90V89H13ZM22 90H23V89H22ZM52 90H54V89H52ZM71 90H72V89H71ZM113 90L115 91V89H113ZM135 90H134V91H135ZM155 90H156V89H155ZM166 90H167V89H166ZM187 90H188V88H187ZM59 91H60V90H59ZM79 91H80V90H79ZM109 91H110V90H109ZM153 91H154V89H153ZM157 91L159 92L158 89H157ZM162 91H163V90H162ZM179 91H181V90H179ZM213 91H214V90H213ZM215 91H216V90H215ZM235 91H236V90H235ZM31 92H32V91H31ZM31 92H29V93H31ZM48 92H50V93L48 94ZM61 92H62V91H61ZM64 92H62L61 94H63ZM93 92H94V91H93ZM96 92L99 93V91H96ZM118 92H119V91H117V90L115 91L116 94H117ZM136 92H134V93H136ZM146 92H147V91H146ZM155 92H156V91H155ZM186 92H187V91H186ZM208 92H209V90H208ZM221 92H222V91H221ZM223 92H224V91H223ZM225 92H227V91H225ZM237 92H238V91H237ZM3 93H4V94H3ZM67 93H68V92H67ZM67 93H64L63 96H64V97H67V96H66ZM94 93H95V92H94ZM123 93H124V92L122 91V92H120V93H118V94H119V96H120V94H121V96H122ZM137 93H138V92H137ZM160 93H161V91H160ZM198 93H199V92H198ZM204 93L206 94L207 92L204 91ZM233 93H234V91H233ZM246 93H247V92H246ZM1 94H3V95H1ZM22 94H24V95L22 96ZM22 94H21V97H20V98L18 97V95H16L14 98H15V99H18L19 102H20V101L22 102V99H24V96H26L27 93L24 92V93H22ZM56 94H57V93H56ZM69 94H70V93H69ZM99 94H100V93H99ZM150 94H151V93H150ZM196 94H197V93H195V95H196ZM202 94H203V93H202ZM227 94H228V93H227ZM239 94H240V93H239ZM252 94H253V93H252ZM258 94H259V93H258ZM71 95H72V94H71ZM101 95H103V94H100V96H101ZM134 95H135V94H133V96H134ZM207 95H209V93H208ZM221 95H223V94L221 93ZM10 96H11V95H10ZM30 96H31V95H30ZM30 96H28V97H29V98H27L28 100L31 99ZM94 96H95V95H94ZM103 96H104V95H103ZM115 96H116V95H115ZM197 96H198V95H197ZM201 96H202V95H201ZM204 96H206V95H204ZM213 96H214V94H213ZM223 96H224V95H223ZM253 96H254V95H253ZM12 97H13V96H11V98H12ZM124 97H126V98H127V97L129 98V97H130V99H133V98H131V95H130V96L126 95V96H124ZM176 97H177V96H176ZM178 97H179V95H178ZM181 97H182V96H181ZM186 97H187V96H186ZM188 97H189V96H188ZM188 97H187V98H188ZM198 97H199V96H198ZM202 97H203V96H202ZM211 97H212V95H211ZM9 98H10V97H9ZM72 98H73V97H72ZM86 98H87V97H86ZM142 98H143V97H142ZM190 98H191V97H190ZM192 98H194V96H193ZM200 98H201V97H200ZM203 98H204V97H203ZM203 98H202V99H203ZM206 98H208V97H206ZM209 98H210V96H209ZM215 98H217V97H215ZM224 98H225V97H224ZM231 98H232V97H231ZM20 99H21V100H20ZM93 99H95V98L93 97ZM93 99H92V98H90V99L88 98V100L91 101V102L93 101ZM101 99H102V98H101ZM130 99H129V100H130ZM181 99H182V98H181ZM198 99H199V98H198ZM232 99H233V98H232ZM28 100H27V101H28ZM31 100H32V99H31ZM96 100H97V99H95V100L93 101V102H94V106H95V104L97 103ZM107 100H109V99H107ZM116 100H117V99H116ZM123 100H125V99H123ZM123 100L120 101V103H121L122 106H124V105L122 104V103H124ZM137 100H138V99H137ZM190 100H191V99H190ZM217 100H218V99H216V101H217ZM236 100H237V99H236ZM13 101H14V100H13ZM82 101L84 102V100H81V102H82ZM122 101H123V102H122ZM182 101H183V100H182ZM192 101L194 102L195 100L192 99ZM211 101H212V100H211ZM253 101H254V100H253ZM255 101H256V100H255ZM255 101H254V102H255ZM21 102H20V103H21ZM25 102H26V101H25ZM25 102H24V103H25ZM33 102H34V101L32 100V103H33ZM73 102H74V101H73ZM91 102L89 103V106H88V104L86 105V103H84V104H85L84 107L88 106V107L92 108V110H94V109H95V111L98 110L97 108H93V107H92L93 104H91ZM93 102H92V103H93ZM98 102H99V101H98ZM118 102H119V101H118ZM139 102H140V101H139ZM172 102H173V101H172ZM174 102H175V101H174ZM185 102H187V101H185ZM185 102H184V104H185ZM203 102H204V101H203ZM259 102H260V101H259ZM259 102H257V103L259 104ZM24 103H23V104H24ZM77 103H78L77 105L79 106V105H80L79 100H78ZM136 103H137V102H136ZM136 103H135V104H136ZM176 103H177V102H176ZM178 103H179V102H178ZM188 103H189V101L187 102V104H188ZM194 103H196V102H194ZM199 103H200V102H199ZM210 103H211V102H210ZM237 103H238V102H237ZM18 104H19V103H18ZM21 104H22V103H21ZM21 104H20V105H17V103L15 104V105H16V108L18 107V110H19V111H20V108H19V107H21ZM28 104H29V103H28ZM34 104H35V103H34ZM72 104H73V103H72ZM72 104H71V105H72ZM100 104H101V103H100ZM105 104L107 105L108 103H105ZM117 104H118V103H117ZM126 104H127V102H126ZM184 104H183V105H184ZM200 104L202 105V103H200ZM205 104H206V103H205ZM81 105H82V103H81ZM81 105H80V106H81ZM90 105H92V106H90ZM171 105H172V104H171ZM174 105H175V104H174ZM180 105H181V104H180ZM194 105H195V104H194ZM196 105H197V103H196ZM25 106H27L26 103L24 104L23 107H25ZM30 106H31V105H30ZM75 106H76V105H75ZM78 106H76V107L79 108ZM96 106H97V105H96ZM127 106H129V103H128V105L124 106V108L126 107V110L129 109V108H127ZM11 107H12V106H11ZM13 107H14V106H13ZM84 107H83V109H85ZM104 107H106V106H104ZM108 107H109V106H108ZM114 107H115V106H113V107H109V111L111 112V111H112L111 109H114V110L117 109V108H116L117 105H116L115 108H114ZM142 107H143V106H142ZM175 107H176V106H175ZM179 107H180V106H179ZM8 108H9V107H8ZM26 108H27V107H26ZM32 108H33V106H32ZM80 108H81V107H80ZM100 108H101V107H100ZM120 108H121V107H120ZM198 108H199V107H198ZM11 109H12V108H11ZM21 109L23 110L24 108H21ZM29 109H30V107H29ZM104 109H105V108H104ZM122 109H123V107H122ZM122 109H119V110H122ZM2 110H3V111H2ZM12 110H13V109H12ZM33 110H36V109H33ZM72 110H73V109H72ZM75 110L77 111L78 109H75ZM102 110H103V109H102ZM146 110H147V109H146ZM151 110H152V109H151ZM175 110L178 111L177 109H175ZM257 110H258V109H257ZM5 111L7 112V110H5ZM16 111H17V110H16ZM69 111H71V110H69ZM73 111H74V110H73ZM76 111H74V112H76ZM86 111H87V108H86ZM105 111H108V108H107V110H105ZM124 111H125V110H124ZM147 111H148V110H147ZM184 111H185V110H184ZM12 112H13V111H12ZM66 112H67V113H66ZM78 112H79V111H78ZM82 112H83V110H80L79 114L81 115ZM84 112H85V111H84ZM84 112H83V113H84ZM100 112H101V111H100ZM113 112H114V111H113ZM128 112H129V111H128ZM149 112H150V111H149ZM152 112H153V111H152ZM154 112H155V111H154ZM8 113H10V112H8ZM69 113H70V114H69ZM69 113H68V114L71 115V112H69ZM85 113H87V112H85ZM92 113H93V112H92ZM108 113H109V112H108ZM118 113H120V111H119ZM118 113H117V114H118ZM182 113H183V112H182ZM1 114H0V116H1ZM3 114H4V113H3ZM20 114L23 115V113H21V112L18 113V115H20ZM34 114H35V113H34ZM97 114H98V113L96 112V115H97ZM112 114H113V115H112ZM114 114H116V113H111L110 116H107V117L104 118V121H103V122H104V123H103V125H104L103 127H104V128H103V127H102L103 129L101 128L102 133H100V134H101V138H102V139H100L101 142H105V141L103 140V135L106 134L108 137H111V136H109V134L111 135L112 131H113V132H117V131H118L117 128H114V127H113V128L111 129V132H110V128H111V127H109V126H110L111 122L114 121L115 119L117 120V117H118V116H116L117 114H116V115H114ZM149 114H150V113H149ZM152 114H154V113H152ZM186 114H187V113H186ZM10 115H11V113H10ZM10 115H9V116H10ZM29 115H30V114H29ZM76 115H77V114H76ZM80 115H79V119H80L81 126H82V125H85V123H86V125H87V121H88V120H86V118L83 117L84 115H83V116H80ZM120 115H121V113H120ZM183 115H184V114H183ZM30 116H32V115H30ZM35 116H33V119H34ZM86 116H88V114H87ZM89 116H90V115H89ZM92 116H95V115H94V114H91V117H92ZM113 116H116V117H115V119L112 120V117H113ZM155 116H156V115H155ZM3 117H4V116H3ZM13 117H14V116H13ZM24 117H25V116H24ZM72 117H73V116H72ZM72 117H70V118H72ZM76 117H77V116H76ZM96 117H97V116H96ZM133 117H134V116H133ZM25 118H26V117H25ZM30 118H31V117H30ZM73 118H74V117H73ZM92 118H93V121H95V120H94V117H92ZM92 118H90V119H92ZM2 119H3V118H2V116H1V120H2ZM26 119H27V118H26ZM67 119H68V121H69V118H67ZM127 119H128V118H127ZM15 120H16V118H15ZM49 120H50V119H49ZM101 120H102V119H101ZM8 121H9V120H8ZM13 121H14V120H13ZM13 121H12V122H13ZM30 121L33 122V120H30ZM73 121H74V120H73ZM73 121H72V122H73ZM90 121H91V120H90ZM90 121H89V122H90ZM97 121H98V123H99V120H97ZM136 121H137V120H136ZM6 122H7V121H6ZM49 122H50V121H49ZM62 122H63V123H62ZM89 122H88V123H89ZM91 122H92V121H91ZM114 122H115V121H114ZM119 122H120V121H119ZM132 122H133V120H132ZM4 123H5V122H4ZM9 123H10V122H9ZM17 123H18V122H17ZM21 123H22V121H21ZM43 123H44V122H43ZM78 123H79V122H78ZM93 123L96 124L95 122H93ZM28 124H29V123H28ZM34 124H35V121H34ZM45 124H46V123H45ZM71 124H73V123H71ZM89 124H90V123H89ZM91 124H92V123H91ZM91 124L89 125L90 127H92ZM94 124H93V125H94ZM114 124H115V123H114ZM0 125H1V126H0V132H1V134H0V140H3V141H4V140H5L4 138L8 136V135H7L8 133H5V132L7 131L6 129H7V127H8L9 125L6 126V129H5L6 131H5V132L2 131V129H1V127H3V126H2L3 124H1V121H0ZM30 125H31V123H30ZM30 125H29V126H30ZM35 125H36V124H35ZM37 125H38V124H37ZM37 125H36V126H37ZM73 125H75V124H73ZM73 125H71V126H73ZM86 125H85V126H86ZM4 126H5V125H4ZM19 126H20V124H19ZM25 126H26L25 129H27V125H25ZM25 126H24V127H25ZM29 126H28V127H29ZM32 126H33V125H32ZM38 126H40V129H41V125H38ZM38 126H37V127H38ZM61 126L63 127V125H61ZM66 126H67V125H66ZM77 126H79V125H77ZM81 126H80V127H81ZM85 126H84V129L82 130V132H81V131H80V132L78 131L79 133H77V131H75V130H77L79 127H78V128L75 127L76 129H75L74 131H75L76 133L73 132V133H74V134H73V133L71 132V133L69 134V136L71 137V139H69L70 137H69L67 134H66V135L63 134V135H64L63 137H64L65 139H66L65 136L69 137V138H67V139H69L70 141H72L73 146H76L77 149H78V147L81 148V149L84 148V147H86V149H85L86 152L84 151L83 153L81 152L82 154L80 153V154H81V157H82L83 154L86 153V155L83 156L84 158L82 157V160H84V163L87 161V160H86V157L89 155V152H90V154L92 155V157L94 156L93 158L96 157L93 153H95V154L97 153V157H99V158L96 159L97 162H98V160H99V161H100V160H103V159H101V158H105L106 156H108V155H106V154H108V152H107V150H105L104 143H101L100 141H98V138H97V141H98V142L95 143L94 146H93V145H92V146L84 145V147L77 146V145H81V146H83V144H82L80 141H83V143H84V141H86V140L88 141V139H86V138H88L89 136L86 137L85 135H86V134H88V135L90 134L89 131H88V130L90 129V127H89V128H85ZM87 126H88V125H87ZM87 126H86V127H87ZM95 126H96V125H95ZM101 126H102V125H101ZM119 126H121V125H119ZM127 126H128V125H127ZM158 126H160V125H158ZM58 127H60V126H58ZM82 127H83V126H82ZM115 127H116V125H115ZM38 128H39V127H38ZM49 128H50V127H49ZM51 128H50V131H51V130H54V128H53V129H51ZM68 128H71V127H68ZM97 128H99V127H97ZM30 129H31V127H30ZM33 129H34V128H32V130H33ZM60 129H61V128H60ZM66 129H67V128H66ZM113 129H117V130L114 131ZM123 129H124V128H123ZM3 130H4V128H3ZM72 130H73V129H72ZM78 130H79V129H78ZM90 130H91V129H90ZM126 130H127V129H125V131H126ZM159 130H160V129H159ZM8 131H9V130H8ZM10 131H11V129H10ZM13 131H15V133H13V134H14L13 137H12V136H9V137H12V138H10L12 141H11L10 139H6L5 142H6L7 140H10L11 142H10V141H9V142H10L11 144H9V145H19V146H20V144H21L22 147H23V148H22V147H21V148H22L23 150H21L20 148H18V147H19V146H18V147H15V148H16V149L18 148L19 150L17 149L16 151H14L13 153H14L15 155L12 154V155L10 156V157H11L10 159H9V155H10L9 153H8L9 155H5V157H8V159H9L10 162H11V163H9V164H13V165L10 167V170H9V171H10V172H9L10 176L8 175V176H9L8 178L11 177V179H12V180L10 179V180L12 181L11 184H13V182H15V185H16V183H17V185H18V184L20 185V183H21V184H22V183H29V182H33V181H34V183H35V180H36V183L39 184V181H38V177H39V176L41 177V176H43V175H49V174L51 173V171L54 172V168H56V167H58V169H55V171H56V170L59 171V165H58L57 161H56L55 163L53 162L54 164L52 163V159L54 160V159H56V158L59 157L58 154H57V153L51 154L52 157H53L54 155H56L57 157L54 156L55 158H52V157H50V156H48V155H44V153H46V154L50 153V151L48 152V149L50 150V148H51L56 142H57V143H56V146H57L58 148L55 147V146H53V147H54V148L52 147L53 150H55V151L57 152V150L59 149V146L62 147L61 145H59V142H58V140H59V134H57V135H58V139H56V138H57L56 136H54V137H56V138H53V137H52L53 139H52V138L50 139L49 134H48V136H47V135L44 136V134H46V131L44 132V131L42 130V131L44 132V134H43L42 136L38 135L39 137L36 136V137L38 138V139H37V138H34V136H31V137L28 136L29 138H27L26 133L24 134V131L20 130L19 128L14 129ZM27 131H30V132H31V130H29V129H28ZM35 131H36V130H35ZM42 131H41V134H42ZM54 131H55V130H54ZM56 131H57V130H56ZM11 132H12V131H11ZM109 132H110V133H109ZM120 132H121V131H120ZM121 133H122V132H121ZM33 134H34V133H33ZM38 134H39V133H38ZM82 134H83L85 137H84V136L82 137ZM100 134H99V135H100ZM118 134H119V133H118ZM122 134H123V133H122ZM34 135H35V134H34ZM36 135H37V134H36ZM106 135H105V136H106ZM43 136H44V137H43ZM51 136H52V135H51ZM96 136H97V135H96ZM107 136H106V137H107ZM116 136H117V135H116ZM126 136H127V135H126ZM9 137H8V138H9ZM41 137H43V138H41ZM108 137H107V139H108ZM131 137H132V136H131ZM166 137H167V136H166ZM80 138H81V139H80ZM82 138H83V139H82ZM99 138H100V137H99ZM170 138H171V137H170ZM35 139H36V140H39V139L42 140V139H43V140H42L43 143L46 142V143L43 145V148L40 147V152H41V149H44L46 152H45V151H42V152H44V153H41V154H40V153H37V152H39V151H38V150H35V149H37L36 145L39 144V143H38V141H36ZM54 139H56V140H54ZM60 139H61V136H60ZM85 139H86V140H85ZM188 139H189V138H188ZM41 140H40V141H41ZM61 140H62V139H61ZM102 140H103V141H102ZM128 140H129V139H128ZM3 141H0V145H1V143H4ZM35 141H36V142H35ZM50 141H51V142H50ZM52 141H53V142L55 141V143H53ZM59 141H60V140H59ZM64 141H65V140H62V143H63ZM70 141H68V143H69ZM90 141H92V140L90 139ZM123 141H124V140H123ZM169 141H170V140H169ZM176 141H177V140H176ZM60 142H61V141H60ZM92 142H93V141H92ZM128 142H129V141H128ZM174 142H175V141H174ZM178 142H179V140H178ZM180 142H181V141H180ZM6 143H8V141H7ZM6 143H5V146L8 145V144L6 145ZM43 143L40 142L41 146H42ZM51 143H53V144H51ZM65 143H66V141H65ZM68 143H67V144H68ZM70 143H71V142H70ZM74 143H75L76 145H75ZM78 143H79V144H78ZM80 143H81V144H80ZM114 143H115V142H114ZM117 143H118V141H117ZM119 143H120V142H119ZM121 143H122V142H121ZM40 144H39V145H40ZM72 144H71V145H72ZM84 144H85V143H84ZM86 144H87V142H86ZM126 144H127V143H126ZM173 144H174V143L172 142V145H173ZM3 145H4V144H2L1 147H3ZM39 145H38V146H39ZM120 145H121V144H120ZM129 145H130V144H129ZM172 145H171V146H172ZM176 145H177V144H176ZM176 145H175V147H176ZM5 146H4V147H5ZM45 146L47 147L46 149L44 148ZM122 146H123V145H122ZM35 147H36V148H35ZM71 147H72V146H71ZM123 147H124V146H123ZM38 148H39V147H38ZM73 148H74V147H72V149H73ZM165 148H166V147H165ZM172 148H173V146H172ZM12 149H13V148H12ZM69 149H71V148H69ZM69 149L66 148V150H69ZM77 149H76V150H77ZM7 150H8V149H7ZM13 150H14V149H13ZM87 150H88V151H87ZM101 150H103V151H101ZM115 150H116V149H115ZM115 150H114V151H115ZM124 150H125V149H124ZM4 151H5V150H4ZM69 151L72 152V151H74V150H72V151L69 150ZM169 151H170V150H169ZM172 151H173V150H172ZM0 152H1V151H0ZM78 152H79V151H77L76 154L80 155ZM126 152H128V151H126ZM4 153H5V152H4ZM4 153H3V151H2V153H0V154H4ZM5 154H6V153H5ZM168 154H169V153H168ZM127 155H128V154H127ZM166 155H167V154H166ZM1 156H2V155H1ZM12 156H13V157H12ZM47 156H48V157H47ZM117 156H118V155H117ZM119 156H120V155H119ZM119 156H118V157H119ZM5 157H4V159H5ZM49 157H50V162H49V160H48ZM77 157H78V156H77ZM114 157H115V156H114ZM114 157H113V158H114ZM168 157H170V156H168ZM2 158H3V157H2ZM78 158H80V157H78ZM106 158H107V157H106ZM115 158H116V157H115ZM80 159H81V158H80ZM119 159H120V158H119ZM241 159H242V158H241ZM241 159H239V160H241ZM57 160H58V159H57ZM72 160H73V159H72ZM106 160H108V159H106ZM54 161H55V160H54ZM59 161L61 162V160H59ZM73 161H74V160H73ZM73 161H71L70 163H72ZM77 161H78V160H77ZM77 161H76V162H77ZM79 161H80V160H79ZM79 161H78V162H79ZM171 161H172V160H171ZM0 162H1V164H2V161H0ZM3 162H5V161L3 160ZM91 162H92V161H91ZM240 162H242V161H240ZM6 163H7V162H6ZM81 163H82V162H81ZM86 163H87V167H88V165L90 164V162H86ZM86 163H85V164H86ZM101 163H102V162H100L99 164H101ZM112 163H113V162H112ZM242 163H243V162H242ZM245 163H246V161H245ZM245 163H244V164H245ZM62 164H63V161H62ZM91 164L93 165V167H94V166H95L96 168L99 167V164L96 165L97 163H96L95 165H94L93 163H91ZM91 164H90V166H92ZM103 165L105 166V164H103ZM111 165H115V164H111ZM116 165H117V167H118V164H116ZM116 165H115V166H116ZM120 165H121V164H119V166H120ZM38 166H41V167H38ZM61 166H63V165H61ZM61 166H60V167H61ZM64 166H65V165H64ZM84 166H86V165H84ZM97 166H98V167H97ZM100 166H102V165H100ZM115 166H113L114 169L117 168V167L115 168ZM53 167H54V168H53ZM80 169H81V168H80ZM85 169L88 170V173L90 172V171H89V167H88V168L84 167V170H85ZM91 169H92V168H91ZM91 169H90V170H91ZM98 169H99V168H98ZM114 169H113V171H114ZM64 170H65V168H64ZM64 170L62 169V171H64ZM87 170H85V171H87ZM85 171H84V172H85ZM60 172H61V170H60ZM92 172H94V171H92ZM54 173H56V172H54ZM54 173H53V175H54ZM86 173H87V172H86ZM90 173H91V172H90ZM42 174H43V175H42ZM91 174H92V173H91ZM3 175H4V174H3ZM50 175H51V174H50ZM57 175H58V174H57ZM81 175H82V174H81ZM89 175H90V174H89ZM54 176H55V175H54ZM58 176H59V175H58ZM5 177L7 178V176H5ZM44 177H45V176H44ZM46 177H49V176H46ZM50 177H51V176H50ZM84 177H86V176L84 175ZM84 177H83V178H84ZM87 178H88V177H87ZM90 178H91V177H90ZM52 179H53V178H52ZM107 179H110V178L107 177ZM114 179H115V177H114ZM114 179H113V180H114ZM43 180H44V179H43ZM57 180H58V179H57ZM116 181H117V180H116ZM18 182H19V183H18ZM110 182H111V181H110ZM7 183H8V182H7ZM36 183H35V184H36ZM40 183H41V182H40ZM111 183H112V182H111ZM9 184H10V183H9ZM37 184H36V186H37ZM109 184H110V183H109ZM26 185H27V184H26ZM30 185H31V183L29 184V186H30ZM33 185H34V184H33ZM12 186H13V185H12ZM21 186H25V185L22 184ZM41 186H42V185H41ZM41 186H40V187H41ZM197 186H198V185H197ZM27 187H28V186H27ZM27 187H26V188H27ZM24 188H25V187H24ZM37 188H38V187H37ZM105 188H106V187H105ZM122 188H123V187H122ZM122 188H121V189H122ZM177 188H178V187H177ZM195 188H196V187H195ZM124 189H125V188H124ZM170 189H171V188H170ZM180 189H181V188H180ZM39 190H41V189H39ZM196 190H197V188H196ZM91 191H92V189H91ZM91 191H90V192H91ZM95 191H96V189H95ZM106 191H107V189H106ZM93 192H94V191H93ZM31 193H32V192H31ZM64 193H65V192H64ZM64 193H63L62 196H65ZM94 193H95V192H94ZM106 193H107V192H106ZM109 193H110V192H109ZM174 193H175V192H174ZM174 193H173V194H174ZM29 194H30V193H29ZM29 194H27V195L29 196ZM61 194H62V193L60 192V195H61ZM84 194H85V193H84ZM84 194H83V196H85ZM95 194H96L95 196H96V198H97V196H99L100 193L97 194V192H96ZM119 194H120V193H119ZM122 194H123V193H122ZM179 194H180V192H179ZM181 194H182V193H181ZM27 195H25V197H23V196H22V197L28 199V198H27ZM30 195H31V194H30ZM116 195H117V194H116ZM31 196H32V195H31ZM31 196H29V198H30ZM86 196H87V195H86ZM93 196H94V194H93ZM95 196H94V197H95ZM100 196H101V195H100ZM103 196H104V194H103ZM124 196H126L125 191H124ZM174 196H176V195L174 194ZM108 197H109V196H108ZM116 197H117V196H116ZM118 197H119V198H122V197H120V195H119ZM20 198H21V197H20ZM20 198H19V199H20ZM59 198H60V197H59ZM113 198H114V197H113ZM119 198H118V200H119ZM30 199H32V197H31ZM91 199H92V198H90V201H92ZM124 199H125V198H124ZM23 200H24V199H23ZM28 200H29V199H28ZM120 200H121V199H120ZM114 201H115V200H114ZM122 201H123V200H122ZM55 202H56V201H55ZM55 202H54V203L52 202V205L55 204ZM107 202H108V201H107ZM117 202H118V201H116V203H117ZM56 203H57V202H56ZM58 203H59V201H58ZM58 203H57V204H58ZM60 203H61V202H60ZM118 203H119V202H118ZM118 203H117V204H118ZM57 204H56V205H57ZM107 204H108V203H107ZM107 204H106V205H107ZM114 204H115V203H114ZM52 205L50 204V206H51V207H50V210H53V209H51V208H52ZM122 205H124V203H122ZM122 205L120 204V206H122ZM108 206H109V204H108ZM111 206H113L112 208L117 207V206L114 207V205H111ZM118 206H119V204H118ZM57 207H58V205H57ZM94 207H95V206H94ZM48 208H49V207H48ZM53 208H54V207H53ZM58 208H61V207H58ZM96 208H97V207H96ZM103 208H104V207H103ZM105 208H106V207H105ZM123 208H124V207H123ZM194 208H195V207H194ZM46 209H47V208H46ZM54 209H57L56 206H55ZM91 209H92V207H91ZM110 209H111V208H110ZM115 209H116V208H115ZM117 209H118V207H117ZM117 209H116V211H117ZM95 210H98V208L95 209ZM106 210H107V209H106ZM121 210H122V209H121ZM46 211H47V210H45V212H46ZM54 211H55V210H54ZM58 211H60V210H58ZM119 211H120V210H118V212H119ZM43 212H44V211H43ZM43 212H42V213H43ZM51 212H52V211H51ZM60 212H61V211H60ZM121 212L123 213V211H121ZM52 213H53V212H52ZM58 213H59V212H58ZM119 213H120V212H119ZM185 213H186V212H185ZM116 214H118V213H116ZM120 214H121V213H120ZM103 216H104V215H103ZM168 216H169V215H168ZM105 217H106V216H105ZM118 217H119V216H118ZM183 217H184V216H183ZM194 217H195V216H194ZM107 218H108V217H107ZM109 218H110V217H109ZM116 218H117V217H116ZM123 218H124V217H123ZM187 218H188V217H187ZM195 218H196V217H195ZM207 218H208V216H207ZM207 218L202 219V220H205V222H207V221H208V220H206ZM209 218H210V217H209ZM17 219H18V218H17ZM110 219H111V218H110ZM213 219H214V218H213ZM74 220H75V219H74ZM76 220H77V219H76ZM118 221H119V220H118ZM148 221H149V219L146 221V223H147ZM165 221H166V220H165ZM210 221H211V220H210ZM210 221H208L207 224H205V229H206L207 227H208L207 229H209V228L214 224V222L211 223ZM116 222H117V220H116ZM120 222H123V221H120ZM114 223H115V222H114ZM124 223H125V222H124ZM183 223H184V222H183ZM209 223L212 224V225L208 226ZM69 224H70V223H69ZM151 224H152V223H151ZM216 224H217V223H216ZM113 225H114V224H113ZM152 225H153V224H152ZM187 225H188V224H187ZM199 225H200V224H199ZM206 225H207V227H206ZM16 226H17V225H16ZM30 226H31V225H30ZM213 226L215 227V225H213ZM213 226H212V227H213ZM221 226H222V225H221ZM226 226H227V225H226ZM18 227H19V226H18ZM18 227H17V228H18ZM156 227H157V226H156ZM156 227H155V228H156ZM201 227H202V228L204 227V223H202V226H201ZM201 227H198V228L201 230V229H202ZM218 227L221 229L220 226H218ZM11 228H12V227H11ZM90 228H91V227H90ZM122 228H123V227H122ZM140 228H141V227H140ZM146 228H147V227H146ZM155 228H154V229H155ZM159 228H160V226H159ZM163 228H164V227H163ZM165 228H166V227H165ZM191 228H193V227L191 226ZM198 228H197L196 230L199 231ZM7 229H8V228H7ZM87 229H88V228H87ZM126 229H127V228H126ZM135 229H136V228H135ZM160 229H161V228H160ZM172 229H173V228H172ZM176 229H177V228H176ZM183 229L186 230V228H183ZM189 229H190V227H189ZM194 229H195V228H194ZM194 229H193V230H194ZM205 229H203L202 231H204ZM213 229H214V230H213ZM216 229H217V228H211V229H209V230H205V231L207 232V231H210V230H211V233H212V230H213V233H212V235H213V234L216 232V231H215ZM220 229H219V231H220ZM16 230H17V229H16ZM88 230H89V229H88ZM113 230H114V229H113ZM116 230H118V229H116ZM151 230H152V229H151ZM155 230H156V229H155ZM155 230H152V231H155ZM177 230H178V229H177ZM184 230H183V232H184ZM193 230H192V231H193ZM196 230H194V231H196ZM231 230H232V229H231ZM6 231H7V230H6ZM74 231H75V230H73V232H74ZM127 231H128V230H127ZM133 231H134V230H133ZM138 231H139V230H138ZM143 231H144V230H143ZM145 231H146V229H145ZM168 231H169V230H168ZM170 231H172V230H170ZM180 231H181V230H180ZM194 231H193V232H194ZM214 231H215V232H214ZM238 231H239V228H238ZM238 231H237V232H238ZM73 232H72V233H73ZM75 232H76V231H75ZM134 232L136 233V231H134ZM141 232H142V231H141ZM141 232H140V233H141ZM150 232H151V231H150ZM157 232H158V231H157ZM166 232H167V231H166ZM181 232H182V231H181ZM183 232H182V233H183ZM241 232H242V230H241ZM241 232H240V234H241ZM3 233H4V232H3ZM76 233H77V232H76ZM121 233H123V232H121ZM129 233H130V231H129ZM178 233H179L180 235H182L180 232H178ZM178 233H177V235H178ZM188 233H191V231L188 232ZM196 233H197V231H196ZM202 233H204V232H202ZM211 233H208V234H211ZM216 233H217V232H216ZM4 234H5V233H4ZM8 234H10V233L8 232ZM79 234H80V233H79ZM123 234H124V233H123ZM145 234H147V233L145 232ZM153 234H154V233H153ZM157 234H158V233H157ZM185 234H186V233H185ZM194 234H195V232L193 233V235H194ZM197 234H198V233H197ZM197 234H195V235H197ZM235 234H236V233H235ZM1 235H2V234H1ZM15 235H16V234H15ZM84 235H85V234H84ZM89 235H91V234L89 233ZM130 235H131V234H130ZM154 235H155V234H154ZM158 235H159V234H158ZM158 235H157V236H158ZM232 235H233V234L231 233V236H232ZM2 236H3V238H5L7 235L5 234V235H2ZM2 236H1V238H2ZM62 236H63V235H62ZM72 236H73V234H72L70 237H72ZM81 236H82V235H81ZM92 236H93V235H92ZM122 236H123V235H122ZM135 236H136V235H135ZM138 236H140V235H138ZM143 236H144V234L141 236L142 239L144 240V238H146V236H145L144 238H143ZM163 236H164V235H163ZM182 236H184V235H182ZM186 236H187V235H186ZM189 236H191V235H189ZM201 236H203V235L201 234ZM209 236H210V235H209ZM235 236H236V235H235ZM237 236H239V235L237 234ZM8 237H9V236H8ZM119 237H120V235H119ZM131 237H133V236H131ZM136 237H137V236H136ZM6 238H7V237H6ZM6 238H5V241L7 242ZM68 238H69V237H68ZM73 238H75V237H73ZM73 238H71V239H73ZM76 238H78V235L76 236ZM76 238H75V240H74V239H73V240L76 241V240H77ZM80 238H81V237H80ZM117 238H118V237H117ZM123 238H124L123 240H125V237H123ZM134 238H135V237H134ZM137 238H138V237H137ZM149 238H150V236H149ZM156 238H157V237H156ZM161 238H162V237H161ZM164 238H166V237H164ZM164 238H162V239H164ZM180 238H181V237H180ZM182 238H183V237H182ZM186 238H187V237H186ZM198 238H201V237L198 236ZM198 238L196 237V239H198ZM202 238H204V237H202ZM202 238H201V239H202ZM213 238H214V237H213ZM233 238H234V237H233ZM71 239H70V241H71ZM97 239H98V237H97ZM97 239H96V241H97ZM119 239H122V238H119ZM135 239H136V238H135ZM142 239L140 238V240H142ZM151 239H152V238H151ZM154 239H155V237L153 238V240H154ZM159 239H160V238H159V236H158V241H159ZM193 239H194V237H193ZM239 239H240V238H239ZM136 240H137V239H136ZM138 240H139V239H138ZM145 240H146V239H145ZM156 240H157V239H156ZM170 240H171V239H170ZM203 240H204V239H202V241H203ZM120 241H122V240H120ZM161 241H162V240H161ZM180 241H181V240H180ZM187 241H188V240H187ZM207 241H208V240H207ZM2 242H3V244H5V243H4V240H3V241L0 240V243H2ZM80 242H81V241H80ZM98 242H100V240H99ZM118 242H119V241H118ZM145 242H146V241H143V243H145ZM182 242H183V241H182ZM185 242H186V241H185ZM191 242H192V241H191ZM63 243H64V242H63ZM65 243H67V242H65ZM101 243H102V242H101ZM121 243H122V242H121ZM133 243H134V242H133ZM138 243H139V242H138ZM152 243H153V242H152ZM198 243H199V242H198ZM210 243H211V242H210ZM260 243H261V241H260ZM70 244H71V243H70ZM70 244H69V245H70ZM77 244H79V243H77ZM171 244H172V243H171ZM186 244H187V243H186ZM229 244H230V243H229ZM232 244H233V243H232ZM252 244H253V243H252ZM254 244H255V243H254ZM71 245H72V244H71ZM73 245H76V244H73ZM121 245H122V244H121ZM136 245H137V244H136ZM136 245H135V246H136ZM145 245H146V244H145ZM196 245H197V244H196ZM226 245H227V244H226ZM257 245H258V244H257ZM84 246H85V245H84ZM102 246H103V245H102ZM116 246H119V245H116ZM142 246H143V244H142ZM148 246H149V245H148ZM151 246H152V244H151ZM173 246H174V245H173ZM207 246H208V245H207ZM241 246H242V245H241ZM70 247H71V246H70ZM113 247H114V245H113ZM144 247H145V246H144ZM152 247H153V246H152ZM77 248H78V247H77ZM92 248H93V247H92ZM99 248H100V247H99ZM116 248H117V247H116ZM116 248H115V249H116ZM200 248H201V247H200ZM202 248H203V247H202ZM211 248H212V247H211ZM252 248H253V246H252ZM75 249H76V248H75ZM78 249H79V251H80V248H78ZM81 249H82V248H81ZM108 249H109V248H108ZM169 249H170V248H169ZM229 249H231V248H229ZM237 249H238V248H237ZM116 250H117V249H116ZM227 250H228V249H227ZM75 251H76V250H75ZM79 251H78V252H79ZM117 251H118V250H117ZM199 251H200V250H199ZM205 251H206V250H205ZM205 251H204V252H205ZM73 252H74V251H73ZM80 252H81V251H80ZM113 252H116V251L114 250ZM118 252H119V251H118ZM189 252H190V251H189ZM206 252H207V251H206ZM211 252H212V251H211ZM216 252H217V251H216ZM18 253H19V252H18ZM20 253H21V252H20ZM20 253H19V255H20ZM190 253H191V252H190ZM213 253H214V252H213ZM243 253H244V252H243ZM250 253H252V250H251ZM22 254H23V253H22ZM22 254H21V255H22ZM69 254H70V253H69ZM91 254H92V253H91ZM200 254H202V252L199 253V255H198L199 258H200ZM205 254H206V253H205ZM217 254H218V253H217ZM246 254H247V253H246ZM259 254L261 255V253H259ZM21 255H20V256H21ZM190 255H191V256H195V255H193L192 253H191ZM209 255H210V254H209ZM209 255H208V256H209ZM222 255H223V254H222ZM249 255H250V254H249ZM252 255H253V254H252ZM263 255H264V254H263ZM20 256H19V257H20ZM92 256H93V255H92ZM206 256H207V255H204L203 257L205 258ZM212 256L214 257V256H216V255H213V254H212ZM232 256H233V255H232ZM232 256H231V258H233V260H234V257H232ZM234 256H235V255H234ZM237 256H238V259H239V256H240V255H237ZM258 256H259V255H258ZM17 257H18V255H17ZM195 257H196V256H195ZM226 257H227V256H226ZM226 257H225V259H226ZM261 257H262V256H261ZM95 258H96V257L94 256L93 259H95ZM199 258H198V259H199ZM206 258H208V257H206ZM214 258H217V257H214ZM214 258H213V259H214ZM220 258H221V257H220ZM249 258H250V257H249ZM252 258H253V257H252ZM258 258H260V256H259ZM1 259H2V258H1ZM97 259H98V258H96V259L93 260V261L96 262V261H98ZM100 259H101V258H100ZM196 259H197V258H196ZM200 259H201V258H200ZM200 259L198 260V264H199V263L202 264L204 261L208 262L209 259H211V261H212V257H211V256L209 257L208 260L205 259V260H202V262H200ZM225 259H224V260H225ZM238 259H235V260H237V263H238V261H239ZM214 260H216V259H214ZM222 260H223V259H221L220 261L223 262V263H225V262L222 261ZM235 260H234V261H235ZM240 260H241V259H240ZM247 260H249V259H247ZM251 260H252V259H251ZM180 261H181V260H180ZM182 261H183V260H182ZM182 261H181V262H182ZM227 261H228V260H227ZM229 261H230V260H229ZM229 261H228V263H230ZM234 261H233L232 264H234ZM69 262H70V261H69ZM90 262H91V259H90ZM99 262H100V261H99ZM193 262H194V260L192 259V263H193ZM195 262H197V261L195 260ZM195 262H194V263H195ZM216 262H218L219 264H221V263L219 262V258H217V261H216ZM216 262H215V263H216ZM242 262H243V261H242ZM242 262H241V263H242ZM247 262H248V261H247ZM254 262H255V261H254ZM66 263H67V262H66ZM66 263H65V264H66ZM92 263H93V262H92ZM96 263H97V262H96ZM96 263H95V264H96ZM186 263H187V262H186ZM194 263H193V264H194ZM204 263H205V262H204ZM204 263H203V264H204ZM212 263H213V261H212ZM223 263H222V264H223ZM239 263H240V261H239ZM62 264H64V261H63ZM69 264H70V263H69ZM71 264H74V263L72 262ZM183 264H184V263H183ZM188 264H191V260H190V263L188 262ZM196 264H197V263H196ZM205 264H207V263H205ZM209 264H210V263H209ZM213 264H214V263H213ZM256 264H257V263H256Z\"/></svg>", "mask_w": 264, "mask_h": 264}]
</instances>
